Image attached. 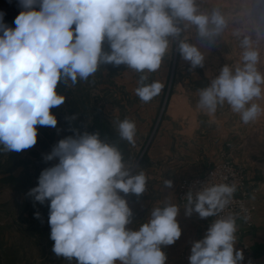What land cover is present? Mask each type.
Listing matches in <instances>:
<instances>
[{
    "label": "clouds",
    "instance_id": "obj_1",
    "mask_svg": "<svg viewBox=\"0 0 264 264\" xmlns=\"http://www.w3.org/2000/svg\"><path fill=\"white\" fill-rule=\"evenodd\" d=\"M18 7L15 27L0 11V151L16 153L37 144L38 126L57 127L52 109L65 101L57 93L59 83L87 80L101 63L125 64L142 73L135 93L149 102L163 84H145L143 73L160 68L168 38L183 30L178 24L196 25L209 43L225 25L218 13L196 14L194 0H18ZM241 46V65L222 67L200 90L198 107L211 115L227 103L248 123L264 111L254 102L264 98V73L258 70L260 55L251 40L245 37ZM178 51L192 68L203 67L197 47L180 41ZM71 131L74 135L43 155L45 162H58L43 169L38 185L27 193L34 204L48 202L52 251L69 262L75 258L76 264H166L161 246L174 244L182 234L179 207H155L138 230L129 228L133 213L120 193H144L145 174L132 175L117 147L98 133ZM118 132L134 143L135 122L120 121ZM165 185L171 188L172 181ZM235 191V185L226 183L189 190L185 216H217ZM34 216L40 219L41 214ZM236 231L234 216L216 219L203 239L192 243L189 264H243L244 252L235 248Z\"/></svg>",
    "mask_w": 264,
    "mask_h": 264
},
{
    "label": "crops",
    "instance_id": "obj_2",
    "mask_svg": "<svg viewBox=\"0 0 264 264\" xmlns=\"http://www.w3.org/2000/svg\"><path fill=\"white\" fill-rule=\"evenodd\" d=\"M129 90L126 89L127 93ZM99 99L95 104L98 112L93 111L91 106L77 110L74 115L68 114L66 126L71 132L68 136L74 135L71 131L72 123L78 121L80 133H98L101 140L114 145L119 151L125 149L132 152L131 157L123 158L127 167L136 160L132 157L134 152H138L137 155L147 152L145 159L148 168L143 172L146 176L145 192L139 195L120 193L133 213V223L128 227L138 230L150 218L155 207H163L167 203L177 204L176 186L181 180L203 174L211 162L229 160L244 168L250 191L248 203L255 208L251 225H240L236 233L235 248L243 250V264H248L249 260L252 264H264V125L258 128L257 145L249 146L250 148L236 136L233 141L232 136L231 141L221 138L220 134L223 135L225 129L218 127L208 137L193 136L189 139L181 136L182 131L167 126V123H175L171 116H168L171 122H167L166 117L163 118L157 111H151L150 102L145 104L139 98L136 103L134 94L129 93L126 98L130 100V105L122 100L110 105L106 102L108 95H100ZM52 112L55 114L56 111L52 109ZM55 115L57 117V113ZM71 117L75 119H70ZM126 118L134 121L136 125L134 143L122 139L118 132L119 122ZM108 129L111 131L109 136L105 131ZM45 130L47 133L43 141L39 144L37 142L32 148L41 145L48 154L55 145L52 140L55 137V128L46 127ZM197 131L199 130L193 134L197 135ZM49 163L53 165L56 162ZM156 165H159L160 170L150 174V168ZM29 166L24 161H13L9 156L0 159V264H76L75 258L69 262L67 258L56 256L52 251L53 240L41 239L39 235L33 236L32 232H36L34 228L18 222L24 216L36 212L32 198L27 196L31 187H24V176ZM166 180L172 181L171 188L166 187ZM33 182L38 185V177L35 181L31 180L32 184ZM44 213H49V207ZM177 220L182 230L181 237L172 245H162L161 250L167 257L166 264H189L192 243L203 239L201 232L204 218L201 219L197 213H193L191 217L185 216L184 207L180 209ZM28 229L33 235L25 233ZM45 231L50 235L49 224H44L37 230L39 233ZM116 264L120 262L117 261Z\"/></svg>",
    "mask_w": 264,
    "mask_h": 264
},
{
    "label": "rangeland",
    "instance_id": "obj_3",
    "mask_svg": "<svg viewBox=\"0 0 264 264\" xmlns=\"http://www.w3.org/2000/svg\"><path fill=\"white\" fill-rule=\"evenodd\" d=\"M197 9L196 14H204L211 17L213 13H218L225 21L224 27L215 37L214 43H209L206 38L199 35L198 27L190 22L183 21L178 24L183 30L178 37H169V47L164 57L162 58L161 66L155 72L145 70L143 74L147 75L148 79L145 84L160 82L163 88L160 93L154 96L149 102L151 103V111H157V114L166 117L167 122H171L170 118L175 120V123H167L168 127L173 126L177 131H182L183 138H191L193 136L205 138L212 134L213 130L218 127L225 129L220 137L234 140V136L238 140L244 141L246 146H256L258 143V128L264 125V111L254 120L245 123L242 121L240 114L233 112L231 107L225 103L223 106H218L215 113L209 115L206 109L198 107L200 90L208 87L211 80L217 77L220 70L224 66H229L232 69L241 65V58L244 49L241 42L245 37H248L252 46L259 51L260 61L257 65L258 70L264 73V0H194ZM22 9L18 7V0H0V11H4L5 22L12 27L15 16ZM188 24V27H184ZM75 27V25H73ZM180 41L187 42L195 47L204 56L203 67L192 68L189 61L182 58L178 51ZM105 51H108L107 44L104 45ZM142 73L131 69L125 64L114 66L113 64L101 63L97 71L90 75L87 80H79L76 84H72L69 80L67 84L61 82L57 86V93L65 96V101L62 105L54 108L57 113L58 127L55 128L54 138L55 144L60 139L66 138L71 133L67 128L68 114L74 115L77 110L83 108L88 109L91 106L93 111L96 102L100 95H108L107 103L115 105L116 101L122 100L130 105V100L126 99L128 94H134L136 103L139 97L135 93V89L139 86V80ZM129 84V85H128ZM130 89L127 93L126 89ZM113 94V95H111ZM111 95V96H109ZM115 96V98H114ZM148 102V103H149ZM261 109H264V98L255 100ZM147 102H145L146 104ZM158 103L155 107L154 104ZM133 104V102H132ZM97 106V105H96ZM137 108V105L136 107ZM138 111V110H137ZM98 112V111H97ZM99 116V115H98ZM46 127L38 128V144L43 141L47 133ZM157 130V126H156ZM197 135H194V131ZM106 135H111L110 129L105 130ZM50 132V130H49ZM155 137V135H153ZM249 142V143H248ZM39 147V148H38ZM31 148L22 150L19 153L0 151V159L9 156L13 161H24L27 165L25 173L24 187L32 188L37 186V183H31V180H36L41 171L46 167L51 166L49 162L43 160V155L46 154L44 148ZM44 147V146H43ZM3 146L0 145V149ZM250 148V147H249ZM123 158L131 157L132 152L122 149ZM252 152V151H251ZM133 153V158L136 160L128 164L132 175L146 172L148 162L145 159L147 152L142 154ZM254 154L258 151L252 152ZM186 154V153H185ZM54 163L58 162L53 160ZM150 174L158 172L159 165L152 166ZM149 174V173H147ZM149 174V175H150ZM35 211L41 214L40 219H36L34 214H29L21 218L18 222L27 224L29 228H34L36 232L29 231L26 234L37 236L41 239H51L49 232H37L44 224H48V215L44 211L48 205H43L36 202L33 203ZM0 213H2L0 211Z\"/></svg>",
    "mask_w": 264,
    "mask_h": 264
},
{
    "label": "built area",
    "instance_id": "obj_4",
    "mask_svg": "<svg viewBox=\"0 0 264 264\" xmlns=\"http://www.w3.org/2000/svg\"><path fill=\"white\" fill-rule=\"evenodd\" d=\"M220 183L235 185L236 191L231 202L222 212L217 216L204 218L202 238L216 219L226 218L229 215L234 216L237 231L240 225L250 226L253 220L255 208L248 203L250 191L247 187L245 170L229 160L211 162L203 174L181 180L176 186V205L179 209L185 207L186 195L189 190L197 191L209 184Z\"/></svg>",
    "mask_w": 264,
    "mask_h": 264
},
{
    "label": "water",
    "instance_id": "obj_5",
    "mask_svg": "<svg viewBox=\"0 0 264 264\" xmlns=\"http://www.w3.org/2000/svg\"><path fill=\"white\" fill-rule=\"evenodd\" d=\"M72 128H75V129H78L79 130V123H78V121H74L73 123H72Z\"/></svg>",
    "mask_w": 264,
    "mask_h": 264
}]
</instances>
